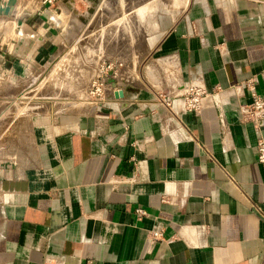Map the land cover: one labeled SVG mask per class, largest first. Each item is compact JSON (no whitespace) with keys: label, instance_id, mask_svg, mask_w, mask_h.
<instances>
[{"label":"crops","instance_id":"crops-1","mask_svg":"<svg viewBox=\"0 0 264 264\" xmlns=\"http://www.w3.org/2000/svg\"><path fill=\"white\" fill-rule=\"evenodd\" d=\"M178 2L0 0V264H264V128L240 112L264 96V0ZM57 61L147 71L58 110L37 92ZM191 84L218 94L200 112Z\"/></svg>","mask_w":264,"mask_h":264},{"label":"rangeland","instance_id":"rangeland-1","mask_svg":"<svg viewBox=\"0 0 264 264\" xmlns=\"http://www.w3.org/2000/svg\"><path fill=\"white\" fill-rule=\"evenodd\" d=\"M164 1V0H160ZM168 1V0H167ZM152 2V1H151ZM154 4L155 3H151ZM185 0H179L176 6H184ZM170 5V3H167ZM157 6H153V10H157ZM79 25V24H78ZM82 25V23H81ZM83 26V25H82ZM111 70L115 71L120 84L123 78L133 76L136 86L143 85L144 74L147 68L139 67H79V66H61L60 61L50 65L41 77L38 78L37 92L39 94H60L56 95L55 108L58 110H82L88 106L90 102V92L92 85L97 78V74H108ZM94 77V78H93ZM8 89V88H7ZM84 94V97L79 96ZM53 96V95H52ZM92 100V99H91ZM56 115V114H55Z\"/></svg>","mask_w":264,"mask_h":264},{"label":"built area","instance_id":"built-area-1","mask_svg":"<svg viewBox=\"0 0 264 264\" xmlns=\"http://www.w3.org/2000/svg\"><path fill=\"white\" fill-rule=\"evenodd\" d=\"M60 1L42 0V4L49 7V9H56ZM108 67L112 68L111 66ZM247 85L251 93L252 101L240 107L241 119L245 123L252 124L257 132H261L264 128V96L257 92L254 82L251 81ZM121 91L125 93L124 87L118 82V76L115 71L111 70L108 74L100 73L92 85L90 101L93 103L105 102L109 97H117V95L119 97ZM217 95L215 92L208 91L203 86L191 84L186 89L185 94H178L177 97L178 101H183V110L193 113L200 112L206 102L211 100V98H215ZM256 149L257 162L264 167V140L262 138L258 141ZM137 213L139 216H143L144 211L139 209ZM151 237L156 241L162 240L163 232H152Z\"/></svg>","mask_w":264,"mask_h":264},{"label":"water","instance_id":"water-1","mask_svg":"<svg viewBox=\"0 0 264 264\" xmlns=\"http://www.w3.org/2000/svg\"><path fill=\"white\" fill-rule=\"evenodd\" d=\"M124 95H125V93L123 91H121L120 94H119V97L123 98ZM117 97H118V95H117Z\"/></svg>","mask_w":264,"mask_h":264}]
</instances>
